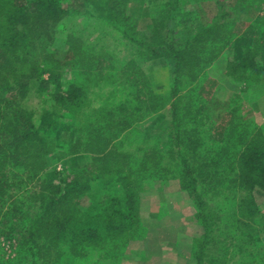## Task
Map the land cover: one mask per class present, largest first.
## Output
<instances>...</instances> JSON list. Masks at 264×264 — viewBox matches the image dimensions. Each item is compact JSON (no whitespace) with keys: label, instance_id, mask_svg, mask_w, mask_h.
I'll list each match as a JSON object with an SVG mask.
<instances>
[{"label":"trees","instance_id":"1","mask_svg":"<svg viewBox=\"0 0 264 264\" xmlns=\"http://www.w3.org/2000/svg\"><path fill=\"white\" fill-rule=\"evenodd\" d=\"M64 1L32 0L34 7L30 8L15 0H0V219H4L0 238L5 236L6 242H14L16 249L14 257L0 255V264H72L77 258L85 257L88 250L96 253L93 264H114L129 241L139 236L137 188L141 181L134 174L140 166L131 169L130 155L119 152L124 142L113 139L110 126L114 125L120 133L127 132L135 126L133 118L139 121L136 117L139 112L154 113L169 98L176 100L173 123L177 124L180 119L186 122L180 126L174 124L168 140L152 149L148 146L146 154L154 158L159 156L160 175L163 165L172 172L168 169L172 163L181 187L194 197L197 214L202 216L205 228L201 237L195 239L193 256L197 264H223L224 259H219L218 252L224 253L227 249L217 248L221 237L216 236L217 228H214L215 224L219 226V219H213L215 208L209 205L205 193L208 190L201 189V185L211 187L215 194H220L223 187L230 191L234 188L246 190L248 193L242 199L239 212L245 219L254 218L259 202L253 192H264V130L259 128L254 132L244 119L236 121L234 109L229 122L215 127L207 124L208 139L201 141L202 132L197 130L195 123L202 119L198 116L197 121L194 116L199 102L206 99L194 97L197 88L189 81H195L198 74L206 71L225 50L228 57L231 56L226 64L228 76L239 81L252 77L264 80L261 27L253 25L254 22L239 27L232 17L236 12L220 4L221 9L212 22L204 26L198 24L186 36L177 38V27L169 28L175 10L167 2L152 19L150 40L142 39L136 20L126 11L129 0H108L112 22L121 24L117 29L134 45L138 56L145 60L165 57L174 61L170 96L155 95L153 88L147 86L138 88V79L145 74L138 61L132 58L129 73L124 74L127 79L121 80L122 85L130 84V88H135L136 91L130 93H133L132 100L116 109H112L114 105L109 101H104L95 111L99 117L93 118L88 129L87 122L83 124L81 130L86 133L82 139L59 147L56 138L43 135L35 128V116L27 108V99L32 94L50 95L54 99L52 107L74 111L82 105L90 106L92 88L112 75L101 65L105 56L97 57L95 68L84 75L87 82L74 81L65 87L58 71L60 60L51 47L57 39L54 26L70 12ZM240 34L242 43L236 45L235 37ZM64 40L69 45L65 57H74V61L81 64L86 48L82 39L67 35ZM101 68L104 73L98 72ZM44 73H48V77H44ZM189 84L186 93L185 87ZM185 97L188 101L182 104ZM94 109L82 111L85 119ZM115 112L120 118L111 121L110 116H117ZM57 146L63 158L82 148L89 162L77 174L61 173L59 181L48 182L39 172L44 171L47 156L55 153ZM11 167L20 171L13 172ZM101 170H108L107 182L111 185L93 188L91 183L105 177ZM83 195L90 200L87 207L81 205ZM246 235L240 233L242 242L253 240L254 236Z\"/></svg>","mask_w":264,"mask_h":264},{"label":"rangeland","instance_id":"2","mask_svg":"<svg viewBox=\"0 0 264 264\" xmlns=\"http://www.w3.org/2000/svg\"><path fill=\"white\" fill-rule=\"evenodd\" d=\"M15 1L30 8L34 7L31 5L32 0ZM167 2H170L175 10L169 22V28L177 27L175 32L177 38L186 36L187 32L192 28L194 30L198 24L204 26L212 22L218 9L226 6L236 12L232 13V17L236 19L238 26L250 25L254 22L253 25L261 27L262 36H264V0H196V2L195 0H129L126 11L136 20L139 37L150 40L153 33L152 19ZM64 4L70 12L63 15V18L54 26L57 39L51 47L55 50V57L60 60L58 71L61 73L60 79L65 81V87L74 81L87 82L88 79L84 75L95 68L97 57L105 56L107 61L105 60L101 65L112 75L102 84L100 82L92 88L94 91H91L89 95L90 106L82 105L76 107L74 111L52 107L54 99L50 95L32 94L27 99V108L35 116V128L43 135L56 138L59 147L69 141L76 142L86 133L81 130L83 124L87 122L86 128L88 129L93 118L99 117V114L95 115V111L104 101H109L111 105H114L112 109H116L123 102L132 100L133 93H130L136 91L135 88H130L128 86L130 84L122 85L121 82L122 79L124 81L127 79L124 74L129 73L130 59H136L145 74L144 78L138 79V88L147 86L148 89L153 88L155 95L162 94L169 97L174 80L173 60L165 57L145 60L144 57L138 56L137 52L135 53L134 45L124 38L116 27L121 24L112 22L108 0H65ZM220 4L223 6L219 7ZM67 35L81 38L83 46L86 47L84 48L85 60L81 64H77L74 57L73 59L66 58L64 55L66 49L69 48L64 40ZM241 37H243L241 34L235 37L236 45L242 43ZM229 57H231L230 54ZM229 57L225 50V53L210 64L206 71L198 74L195 81H189L197 88L194 90V97L198 95L206 99V101L199 102L200 105L194 116L197 121L198 116L202 119L200 123H195L197 130L202 132V135H199L201 141L208 139L207 124L208 126L213 124L214 127L221 126L227 123L231 113L235 110L236 121L239 118L244 119L249 129L254 132L259 128L264 130V80L252 77L248 81H239L228 76L226 64ZM99 71L104 73L102 68ZM44 77H48V73H44ZM185 80L188 81L186 78ZM189 87L190 84L185 87L184 92L187 93ZM185 98L184 102L181 101L182 104L187 103L188 97ZM175 101L169 98L163 107H159L151 114L139 112L136 116L139 121L133 118L135 126L127 132L120 133L114 125L110 126L113 139L116 142H124L119 152L130 155L133 161L131 169L140 166L134 174L141 181L137 188L139 194L137 217L141 226L138 231L139 236L129 241L114 264H197L193 256L195 239L201 237L205 228L202 224V216L197 214L194 197L181 187L173 171L172 163L168 166L172 172H168L161 164L163 173L160 175L158 170L160 165L157 164L159 156L156 153L157 157L154 158L152 154H146L148 146L152 149L168 140L169 132L173 130L171 127L176 124L173 123ZM90 108L95 109L85 119L82 111L90 112ZM191 109L193 112L194 107ZM115 114L117 115V112ZM119 118L118 115L110 116L111 121ZM106 121H108L107 118ZM185 122L186 119L182 121L180 119L176 125L180 126ZM59 147L56 148L55 153L47 156V166L44 171L39 172V176L41 175L48 182L59 181L62 174L72 175L74 172L77 174L89 162L82 148H78L73 154L63 158ZM161 155H164V152H161ZM137 158L140 159L138 162ZM134 163L138 164L134 165ZM10 169L13 172L20 171L15 167ZM106 172L108 170L102 171L103 174L105 173L104 179L91 183L93 188L111 185L107 182L108 173ZM201 187L204 191L208 190L205 192L206 198L209 205L215 208L213 219H219V226L215 224L214 228H217L216 236L221 237L217 248L227 249V252H218L220 253L219 259H224L223 264H264V192L256 190L253 192L259 202V211L254 218L245 219L241 217L239 209L244 195L248 193L246 190L234 188L230 191L223 187L220 189V194H215L211 187L205 185ZM81 200L83 201L82 207H87L90 203L86 195H83ZM7 207L3 209L4 213ZM234 213L236 214L233 217ZM239 217L241 218L238 219ZM3 220L0 219V226ZM13 221H16L14 217ZM242 232L247 233L246 237L254 236L253 240L250 238L247 243L242 242L240 240ZM4 237L0 238L2 241L0 247H3L0 248V255L4 254L5 258L14 257L16 255L14 242H6ZM95 259L96 253H90L88 250L85 257L77 258L72 264H93ZM207 260L210 261L211 258Z\"/></svg>","mask_w":264,"mask_h":264}]
</instances>
